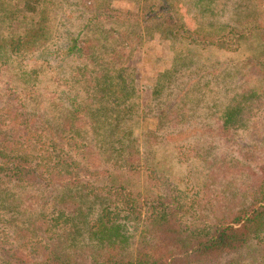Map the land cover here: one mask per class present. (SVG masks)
<instances>
[{
	"label": "trees",
	"instance_id": "16d2710c",
	"mask_svg": "<svg viewBox=\"0 0 264 264\" xmlns=\"http://www.w3.org/2000/svg\"><path fill=\"white\" fill-rule=\"evenodd\" d=\"M76 1L84 28L118 20L96 13V0ZM47 2L0 0V73L10 80L0 89V264H264V163L219 147L264 154L252 129L264 108V0H192L208 34H190L170 0H149L103 42L40 32L29 14ZM23 25L31 33H17ZM143 29L170 33L173 48L243 53L219 78L227 89L211 124H168L177 132L148 160L125 118L133 112L123 103L122 45L110 41L140 42ZM49 82L61 109L29 108Z\"/></svg>",
	"mask_w": 264,
	"mask_h": 264
},
{
	"label": "rangeland",
	"instance_id": "374dc122",
	"mask_svg": "<svg viewBox=\"0 0 264 264\" xmlns=\"http://www.w3.org/2000/svg\"><path fill=\"white\" fill-rule=\"evenodd\" d=\"M96 1L98 2L95 6L96 13L110 12L117 15L118 20H98L97 23H90L87 28H84L83 22L86 15L83 17L78 11L80 5L83 10V4L80 1L50 0L41 6L43 13L29 14L34 21L28 19L26 23L28 25L31 22L36 23L34 27L41 26L40 32L46 31L47 34L50 33V37H59V40L67 33H76L83 38L94 36L103 42L104 36L110 33L115 34L127 26L128 21H122L121 18L119 19L120 16L125 17L129 12L143 15V10H148L147 7L150 4L149 0H111L110 6L104 3L105 0ZM170 1L178 19L177 22L182 24L190 34L209 33V27L200 23L192 0ZM89 12L90 8L87 9L86 14ZM166 22L171 24L172 19L168 18ZM152 24L157 22L153 21ZM25 26H20L17 33L22 32V36L31 33V30L26 29ZM5 32L7 34L8 29ZM1 33L4 34L3 31ZM138 40L128 37L126 42H123L121 38H110L113 44H118V48L122 45L117 56L127 68V88L123 103L132 108L133 114L125 118L139 127L133 137L136 138L141 154L147 156L148 160L155 150H161L158 147L161 145L160 141L170 131L173 134L177 132L169 127L172 122L178 124L180 132L187 125L195 128L211 124L212 108L222 102L221 99L225 96L227 89L219 78L235 67V63L243 58V53L201 45L195 48L185 45L183 48H173L170 33L148 29L141 31L140 42ZM73 65L70 64L67 68L70 69ZM2 73H0V89L8 86L10 82ZM11 82L23 88L16 80ZM56 90L53 83H47V87L40 91L41 95L38 99H26L27 106L47 111H50V108L61 109V106L56 103L60 100L59 95L56 96ZM51 96L53 99L56 98V102L51 100ZM118 106L116 105L114 109L121 108ZM149 124H154L155 127H149L150 132H147L145 127ZM252 129L264 138V108L253 120ZM219 147L225 152L250 162L255 167L264 163L263 153H249L231 143H220ZM160 156L162 155H158ZM162 163L166 164V161ZM163 167L158 169L162 170Z\"/></svg>",
	"mask_w": 264,
	"mask_h": 264
}]
</instances>
